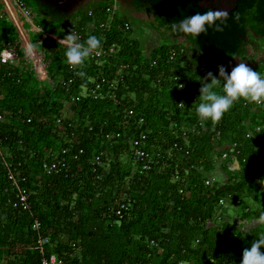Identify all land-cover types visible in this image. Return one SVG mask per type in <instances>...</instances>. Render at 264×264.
I'll return each instance as SVG.
<instances>
[{
	"label": "trees",
	"instance_id": "trees-1",
	"mask_svg": "<svg viewBox=\"0 0 264 264\" xmlns=\"http://www.w3.org/2000/svg\"><path fill=\"white\" fill-rule=\"evenodd\" d=\"M18 1L36 18L43 15L50 21L46 25L38 19L42 32L36 34L34 43L52 58L49 70L56 86L28 90L32 78L28 69L0 63V113L5 116L0 135L6 156L26 178L32 207L30 213L11 205L14 192L0 158V264H43L52 255L67 264H240L244 248L251 246L264 226L242 230L225 216L219 202L233 199L247 218L264 214V130L246 139L248 131L255 129L245 123L249 115L244 111L250 108L240 101L215 124L209 120L204 122L206 127L201 126L196 113L201 75L186 63L192 57L219 66L246 58L253 39L264 41V0H235L217 21L219 28L210 26L196 37L181 39L169 34L171 23L219 6L207 0H124V13L140 12L153 18L151 27L165 45L148 57L141 42L123 32L129 18L125 14L110 30L93 33L102 38L107 50L118 45L117 53L90 61L83 78L69 90L63 86L71 76L65 47L52 36L64 38L77 29L85 40L92 24L99 28L105 22L100 11L111 0L84 11L81 7L75 14L62 13L41 0ZM14 31L10 22L0 20V42L15 41ZM180 40L185 44H178ZM188 45L195 48V56H189ZM173 51L177 55L171 62ZM154 61L157 65L152 67ZM87 75L93 80L117 79V102L91 98L73 102L82 86L91 85ZM172 75L182 78L183 90L162 82ZM55 92L59 102L53 97ZM64 102L70 114L65 113ZM131 109L146 120L143 130L149 136L146 149L151 155L166 154L175 143L182 148L149 173L142 174V163L134 162L130 139L136 133L134 121L127 117ZM123 123H127L125 128ZM184 129L188 146L181 135ZM118 132L123 139L106 142L107 134ZM232 141L241 145L240 160L245 158L246 163L236 172L225 167L230 177L227 184L207 186L219 157L213 144ZM65 148L71 149L70 172L44 173L43 164L60 157ZM80 150L84 154L79 160L71 157ZM98 156L101 164L96 162ZM255 185L263 190L262 208L257 212L243 199L253 195ZM121 204L128 207L122 219L116 215ZM35 221L40 223V234L33 228ZM39 235L50 241L45 254L38 245ZM154 240L159 247L152 244Z\"/></svg>",
	"mask_w": 264,
	"mask_h": 264
},
{
	"label": "built area",
	"instance_id": "built-area-1",
	"mask_svg": "<svg viewBox=\"0 0 264 264\" xmlns=\"http://www.w3.org/2000/svg\"><path fill=\"white\" fill-rule=\"evenodd\" d=\"M111 4L106 7L105 9H102L100 12L106 17L105 22H101L97 28L93 24L90 26V29L88 30L87 34H93L96 30L106 31L110 30L112 28V25L118 22L120 19L124 20V12L122 11L121 2L119 0H111ZM12 6V8H11ZM11 6L8 5L6 0H0V20H5L10 22L15 29V32L19 35L17 36V39L15 41H9V42H0V63L3 65H9L13 67H24L25 63H27L29 60H32L36 64L42 65V58L41 54L44 55V53L35 46L34 38L32 34L34 33L32 30L26 28L28 24H31L33 29L37 30V28L33 24V16L31 11H29L26 8H23V5L18 0H11ZM15 13H14V12ZM94 12H90V16H93ZM127 22L124 24L123 32L126 35L130 36V33L133 29V23L134 19L128 18L125 19ZM20 24H22V29L26 32V35L29 38L31 47H32V53L29 52V50L26 48L25 42L23 40V35L21 33V27ZM42 32V30H39ZM33 32V33H32ZM75 32L80 36L81 33L76 29ZM54 40L57 42H61L64 38L59 37H53ZM131 39V38H130ZM63 44V43H61ZM64 45V44H63ZM117 48L119 49L118 45H113L107 50L104 48V44H102V47L94 51L88 58H86V62L82 66H72L69 65V69L71 72L70 78L68 80H65L63 82V86L69 90L80 78H83V76L79 75L80 72H83L85 74L86 65L90 63V61H98L106 56H112L117 53ZM41 52V53H40ZM182 53L185 51L182 50ZM177 52L173 51L171 53L170 61L173 62V60L176 58ZM38 62H37V61ZM157 62L154 61L152 63V67L156 66ZM89 81L91 82V85H84L82 86V92L74 96L72 98L73 102L81 103L86 98H91L94 100H104V99H110L111 101L117 102V91L119 89V81L117 79L111 80L107 76H101L97 80L90 79L89 76L87 77ZM162 82H167L172 84L176 89L183 90L185 88V84L183 83V80L178 75H172L168 78L162 79ZM192 103H194L192 101ZM243 105L247 108H254V111L256 110H262L264 111V102H250L247 99H243ZM184 103H179V108H184ZM257 112V111H256ZM128 118L132 119L134 121V127L133 130L135 131L136 135L130 139L131 145H132V151L134 156V162L139 165L141 164L142 170L141 173H149L152 171L153 166L159 162L167 160L169 157L172 156V153L174 151L182 150L180 144L175 143L173 148L169 150L166 154H162L157 156L151 155L147 147V142L149 139L148 133L143 130V128L146 126V120L144 117H140V114L137 113L134 109H131L128 111ZM31 119H29L27 122L31 123ZM5 122V116L0 113V126ZM58 123H61V120H58ZM247 125L251 124V122L248 123L246 120L245 122ZM127 123H123V127L125 128ZM201 126L206 127L204 122L200 123ZM255 130L248 131L246 135V139H253L254 138V132L261 133L264 130V113L263 118L261 121L258 122V124L254 127ZM126 135V133H125ZM183 139L186 141V145H189V138L187 135V131L184 129L183 133L181 134ZM220 135V133H219ZM106 142L113 143L114 141L123 139V133L118 132L116 134H107L106 136ZM179 137V136H178ZM219 144V143H218ZM214 146H217V151L219 152V157H217V163H216V173H213L209 176V178L206 181L207 186H214L215 184H221L225 185L227 182H229L230 177L224 170L225 167H228L229 170L236 172L241 169V164L246 163L245 158L241 159L242 151H241V145L238 142H225L219 145L213 144ZM71 149L65 148L62 155L58 158H55L53 162H45L43 164V171L47 175H53V174H61V173H69L71 170V163L68 157L70 156ZM84 154V150H80L78 153H74L71 155L72 158L75 160H79L81 155ZM0 158L3 161V164L5 165V168L7 170V177L8 180L12 186L13 192H14V198L10 201L11 205L15 209L30 212L31 213V202H30V191L28 188L24 185L26 182V178L17 171L15 166L10 162L9 158L6 156L4 147H3V138L0 135ZM157 158H160V161L157 160ZM96 162L98 164H101V156H98L96 158ZM261 163L258 162L257 165H260ZM223 174V175H222ZM180 178V173L177 172L175 176V180L178 181ZM264 187V183H263ZM180 193L183 194L184 190L181 189ZM219 206L221 208H225L224 210H228L229 208L233 207L234 209H239L237 206L233 204V199H226L222 198L219 202ZM128 210V207L126 204H121L116 209V215L120 217L121 219L124 217V212ZM223 210V209H222ZM250 211V210H249ZM248 211V212H249ZM225 213V211H224ZM245 213H243L244 215ZM245 216V215H244ZM243 217V216H242ZM244 219V220H243ZM239 219L238 223L236 224L239 228H242V224H248L250 226L254 224H259L261 222L260 218H247L246 216ZM237 221V220H236ZM34 230L38 231L40 234V223L38 221H35L34 223ZM242 230L248 231L247 228H242ZM50 241L49 239L43 237L42 235H39L38 238V245L41 249V252L45 254V246ZM152 244L155 247H158L159 244L156 241H153ZM43 264H67L63 259L58 258L56 255H52L50 258H44Z\"/></svg>",
	"mask_w": 264,
	"mask_h": 264
},
{
	"label": "clouds",
	"instance_id": "clouds-1",
	"mask_svg": "<svg viewBox=\"0 0 264 264\" xmlns=\"http://www.w3.org/2000/svg\"><path fill=\"white\" fill-rule=\"evenodd\" d=\"M225 15V12L217 9L195 12L178 22L171 23L168 26L169 34H174L179 39L189 35L196 37L207 31L210 26L219 28L217 21L222 20ZM60 43L64 44V54L68 64L82 66L86 58L102 47V38L89 34L85 40H82L73 30L66 34ZM218 68L219 78L212 71H208L207 77L202 80L200 102L196 106V113L201 122L209 120L213 123L218 122L241 98L250 102H264V75L259 71L254 70L242 59L230 73L224 65H219ZM79 75L83 76L84 73L80 72ZM260 220L264 221V214L261 215ZM262 249H264V231L256 236L250 247L244 248L240 264H264Z\"/></svg>",
	"mask_w": 264,
	"mask_h": 264
},
{
	"label": "rangeland",
	"instance_id": "rangeland-1",
	"mask_svg": "<svg viewBox=\"0 0 264 264\" xmlns=\"http://www.w3.org/2000/svg\"><path fill=\"white\" fill-rule=\"evenodd\" d=\"M6 1H7L8 5L11 6V0H6ZM100 1H102V0H89L87 2L88 4L85 5L81 11H84L90 7H93L96 3L99 5H105V2H100ZM121 5H122V10L126 11L127 6L123 5L122 3H121ZM11 8H12V6H11ZM32 16H33V19H32L33 24L37 28V30L33 29L31 24H28V26H26V28H28L34 32V33L32 32L33 33L32 36L34 35L33 38L35 41L36 34L40 33L39 30H42L36 24V22H38V19L41 22H44L46 25L50 24V21L46 17H44L43 15L42 16L37 15V18H36L35 15L33 14V12H32ZM143 21H139V20L134 21L133 29L130 33V38L139 40L142 44V46H141L142 50L144 51V53L148 57H150L149 55L152 54V52L155 49L160 48V47L165 45V40H163L162 36L151 27V24H150L151 20L147 21V20L143 19ZM19 25L21 27V33L23 35V40L26 43L29 52L32 53V48L29 47V43L27 41L28 36L26 35V32L22 29V24L19 23ZM17 36L19 37L18 34H17ZM181 41H178V44ZM35 46L38 48V50L41 51V49L39 48V46L37 44H35ZM248 47H250V48H248L249 57H252L254 55H259L258 56V59H259L258 64H259V70H260L259 72L260 73L263 72L264 71V45L260 44L257 47V51L255 48H251V45H249ZM191 48L192 47H190V49ZM195 52H196L195 49L192 48L189 51V54H190L189 56L191 57V54H194ZM41 58H42V65H40L39 63L36 64L32 60H29L27 63L24 64L25 65L24 67L26 69H28L27 71L29 72V75L32 77L31 79L28 80V83H27L28 84V87H27L28 90H30L31 88H33L34 90H37V89H42L43 87L50 88L51 90H53L54 86H56V83H54V81L52 80V75L50 73L51 70H49V66H50L49 64H50L52 58H47V56H45L43 54H41ZM191 59H192L191 62L193 61V67L195 68V66H196V65L194 66L195 60H193L192 57H191ZM260 60H262V61H260ZM256 62H257V60H256ZM223 65L226 67V70L229 67H231V65H228L227 63L226 64L224 63ZM250 67H252V66H250ZM257 67H258V65H257ZM218 70H219V68H218ZM205 76L207 77L206 74H205ZM208 82H210V81H208ZM53 97L58 102L60 101V97H59V94L57 92L54 93ZM64 104H65V102L62 104V106H64ZM68 106H69L68 103H66L64 106V110H65L66 114H70ZM262 193H263L262 188L258 185H255L254 186V193H252L253 195L250 197H248V195L243 197V199L245 200L244 204L247 207L251 208V210L253 209L255 212H257L260 208H262L260 203H259V197L262 196ZM242 214H243V212L240 211V209H234L233 207H231L225 211V216L228 219H230V221L233 220L234 216H237V215L242 216ZM262 226H264V225H262Z\"/></svg>",
	"mask_w": 264,
	"mask_h": 264
},
{
	"label": "crops",
	"instance_id": "crops-1",
	"mask_svg": "<svg viewBox=\"0 0 264 264\" xmlns=\"http://www.w3.org/2000/svg\"><path fill=\"white\" fill-rule=\"evenodd\" d=\"M121 7H122V5H121ZM90 8H92V7H90ZM127 8V7H126ZM76 13V12H75ZM75 13H73V14H75ZM125 14H126V12H125ZM181 41V40H180ZM183 41V40H182ZM180 42L179 44H185V42L183 41V42ZM260 44H263L264 45V41L263 40H261V39H258V38H256V39H253L252 40V43L250 44L251 45V48H255L256 49V51H257V47L260 45ZM186 48H187V51H188V53H189V51L192 49H190V46L188 45V46H186ZM248 48H250V47H248ZM193 49H195L194 47H193ZM197 53L195 52L194 54H191L192 56H195ZM190 55V54H189ZM258 56L259 55H254V56H252V57H249V51H248V54H247V56H246V58H244V59H242V60H244V62H246L249 66H252V68H254V70H257V71H260L259 70V64H258ZM261 56V55H260ZM252 58V59H251ZM257 60V62H256V60ZM193 60H195V58L193 59ZM260 61H262V60H260ZM241 62V58H237L234 62H229V61H226L225 62V64L227 63L228 65H231V67H229L228 69H227V71L230 73L231 72V70H232V68L234 67V66H236L238 63H240ZM193 66V61L191 62H187L186 63V66L187 67H191V66ZM196 65V66H195ZM223 65V64H222ZM257 65H258V67H257ZM194 66H195V68L197 69V71H198V74L199 75H201V83H200V88H201V86H202V80H204L205 78H206V76H205V74L207 75V72L208 71H212L213 72V74L214 75H216L217 76V78H219V70H218V66L217 65H208L206 62H204L203 60H198V61H196L195 60V63H194ZM257 67V68H256ZM261 74L262 75H264V71L263 72H261ZM199 92H200V90H199ZM243 99L244 98H241L239 101L240 102H243ZM199 102H200V98H199ZM257 111V112H256ZM256 111H254V108H251L250 107V109L248 110V111H244L245 113H247L249 116L246 118V119H244V120H247L248 121V123L249 122H251L252 123V126H256L257 124H258V122L259 121H261V119L263 118V113H264V111H262V110H256ZM169 121V120H168ZM173 121V120H172ZM210 122L212 123V125L213 124H215V123H213L211 120H210ZM126 162H128L127 161V159L125 160ZM223 175V174H222ZM245 215V214H244ZM240 218H242L243 219V217L242 216H239V215H237V216H234V218H233V220L231 221L233 224H239L238 223V221H239V219ZM237 220V221H236ZM244 220V219H243ZM262 225H264V222H261V223H259V224H254V225H252V226H250V225H248V224H242V228L243 229H245V227L247 228V230L248 231H252V230H254V229H257L258 227H260V226H262ZM263 227V226H262Z\"/></svg>",
	"mask_w": 264,
	"mask_h": 264
},
{
	"label": "flooded vegetation",
	"instance_id": "flooded-vegetation-1",
	"mask_svg": "<svg viewBox=\"0 0 264 264\" xmlns=\"http://www.w3.org/2000/svg\"><path fill=\"white\" fill-rule=\"evenodd\" d=\"M89 0H84L83 1V3L75 10V11H73V7L72 6H68V8L67 9H63V8H61L60 6H59V4H61V5H65V3L64 2H62L61 0H57V2H51L50 0H41V2H42V4H45V3H47V4H49V5H51V6H53L54 8H56V9H58V10H60L62 13H75V12H77L81 7H84L85 5H87ZM235 0H233L232 1V3L234 2ZM90 3V2H89ZM217 6H220V7H222L223 9H225L226 10V12L230 9V7H231V3L229 4V2L227 3V4H223V5H217ZM123 12H124V10H122ZM225 12V13H226ZM125 14V13H124ZM126 15H129V18H132V19H134V20H139V21H143V19L144 20H151L150 21V24H152V21H153V18H151L149 15H147V14H144V13H140V12H135V13H130V14H128V13H126ZM151 18V19H150ZM144 22V21H143Z\"/></svg>",
	"mask_w": 264,
	"mask_h": 264
},
{
	"label": "water",
	"instance_id": "water-1",
	"mask_svg": "<svg viewBox=\"0 0 264 264\" xmlns=\"http://www.w3.org/2000/svg\"><path fill=\"white\" fill-rule=\"evenodd\" d=\"M51 2H57V0H50ZM62 2L65 3V5H61L59 4V6L63 9H67L68 6H72L73 7V11H75L82 3L84 0H61ZM123 5L127 6L124 0H119ZM233 0H207L208 4H214V5H223V4H227L229 2L232 3ZM218 10H221L223 12H226L225 9H223L222 7H218ZM47 37H45L46 39Z\"/></svg>",
	"mask_w": 264,
	"mask_h": 264
},
{
	"label": "bare ground",
	"instance_id": "bare-ground-1",
	"mask_svg": "<svg viewBox=\"0 0 264 264\" xmlns=\"http://www.w3.org/2000/svg\"><path fill=\"white\" fill-rule=\"evenodd\" d=\"M25 45H26V43H25ZM26 48L28 49L27 45H26Z\"/></svg>",
	"mask_w": 264,
	"mask_h": 264
}]
</instances>
